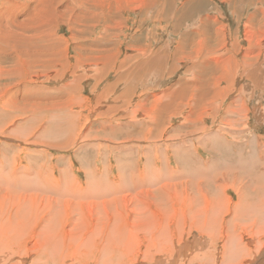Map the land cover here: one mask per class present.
Listing matches in <instances>:
<instances>
[{"label": "rangeland", "instance_id": "1", "mask_svg": "<svg viewBox=\"0 0 264 264\" xmlns=\"http://www.w3.org/2000/svg\"><path fill=\"white\" fill-rule=\"evenodd\" d=\"M106 1L0 60V261L264 264V0Z\"/></svg>", "mask_w": 264, "mask_h": 264}, {"label": "bare ground", "instance_id": "2", "mask_svg": "<svg viewBox=\"0 0 264 264\" xmlns=\"http://www.w3.org/2000/svg\"><path fill=\"white\" fill-rule=\"evenodd\" d=\"M13 1V0H12ZM95 1L98 2V4L94 3ZM106 0H25V4H20V5H17L15 4L14 2L12 3L11 0H3V8L0 9V55L5 57V58H0V60H9L11 61V58L13 56H17V51H21L23 50L22 48H24L25 50V46H28L31 44V41L32 39L30 40V38H32V36H35L36 33H39V35L37 37H35V39H39V41L42 43L41 46H47V43H50L51 42V39L46 42L47 38H48V34H46L47 32H49L52 27L56 26L59 22L61 21H65L67 19V17H69L70 15L72 16L73 18V22L74 24H83V22H88L90 21V18L96 16L97 18L98 17H101V16H105V13L103 11H100V10H97L94 12L95 9H91V6H90V2H92V4L94 6H96L97 8L99 6H107L108 8L111 6V3L109 4H104ZM110 1V0H107L106 3ZM187 4L186 6L182 7L181 9H179V13H178V16H180L181 20H186V19H189L190 16H193L195 15L199 8L202 7V3L205 2L204 0H199V5L196 4V2H193L191 3V1H195V0H187ZM169 2V0H165V3L167 4ZM224 2H230V0H224ZM24 3V2H23ZM30 4L31 6H29V9H28V5L27 4ZM204 5V4H203ZM207 5V3L205 4ZM28 9V12L25 13V14H20L19 15V10H23V9ZM90 9L93 11V14H90ZM258 11L259 10H256V12L250 17V22H255V21H258L256 20L258 18ZM81 14H85V15H81ZM21 16V20H18V17ZM191 19V18H190ZM72 24V22H70ZM203 23V21H202ZM20 28V31L17 33H15L14 31L16 30V28ZM74 26V25H73ZM76 26V25H75ZM199 26V25H198ZM201 26V25H200ZM257 26V24H256ZM78 27V25H77ZM82 27V25L80 26ZM191 27V26H190ZM211 27V29H210ZM188 28V27H187ZM192 28V27H191ZM190 28V29H191ZM197 28V27H196ZM194 29V28H193ZM76 30V29H75ZM188 30V29H186ZM250 30V29H249ZM79 31H80V28H79ZM28 32H33L32 35H28ZM78 32V31H77ZM184 32V31H183ZM188 32V31H187ZM192 32V31H191ZM196 32V31H195ZM194 32V33H195ZM186 33V32H185ZM185 33H182V34H185ZM190 33V32H189ZM197 34L204 36V40H200V41H197L196 44L197 45H201L203 46V44H205L206 46H211V45H214L215 42L213 43V41H215L214 39V36H213V33H212V23H211V20L210 18H205L204 19V26L202 29H199L197 32ZM247 33V32H246ZM45 34V35H44ZM187 34V33H186ZM44 35V36H43ZM76 36V35H75ZM79 36V35H78ZM183 36V35H182ZM75 38V37H73ZM184 38V37H183ZM34 39V40H35ZM191 39V37L189 35H187L183 41L187 42ZM33 40V41H34ZM32 41V42H33ZM195 42V40H194ZM53 43V42H52ZM50 43V44H52ZM34 45H36V42L35 43H32ZM57 44V43H56ZM55 44V45H56ZM54 45V43H53ZM37 46V45H36ZM49 46V45H48ZM38 47V46H37ZM50 48V47H49ZM48 48V49H49ZM54 48V47H53ZM26 49H29L28 47ZM36 49V48H35ZM41 49V48H40ZM30 50V49H29ZM28 50V51H29ZM26 51V50H25ZM32 51V50H31ZM42 52V51H41ZM22 53V52H20ZM32 53V52H31ZM23 54V53H22ZM27 54V53H26ZM25 54V55H26ZM209 54V53H208ZM57 55V54H56ZM15 58V57H14ZM60 58V57H59ZM39 59V58H38ZM30 60V59H29ZM196 60V59H195ZM200 60V59H199ZM176 61V60H175ZM57 63V62H55ZM146 67V66H145ZM246 67V66H245ZM156 69V68H155ZM196 69V68H195ZM194 69V70H195ZM157 70V69H156ZM200 71V70H199ZM205 71V70H204ZM148 72V71H147ZM150 72V71H149ZM148 72V73H149ZM151 72L152 69H151ZM150 72V73H151ZM201 73V72H200ZM203 73V72H202ZM24 78V77H23ZM76 79V78H75ZM221 80V79H220ZM183 81V80H182ZM68 85V84H67ZM65 87L62 86V87H65V88H62L63 91H67L70 86H67ZM188 85V84H187ZM186 84H181L182 86V91L186 92V89L187 91L190 89L187 86ZM190 86H191V83H190ZM74 87V86H73ZM72 87V88H73ZM71 88V89H72ZM76 89V88H75ZM205 88H202L200 89L199 91H203ZM73 90V89H72ZM72 90H68V91H72ZM179 89H177V92L179 93V96L182 93V91ZM76 92V90H74ZM176 91V90H175ZM175 91H173L175 93ZM68 93V92H67ZM223 93V92H222ZM221 93V94H222ZM69 94V93H68ZM176 94V93H175ZM178 96V98H179ZM224 96V95H222ZM175 97V96H174ZM174 98H172L173 100ZM216 99V98H215ZM10 100V99H9ZM171 100V101H172ZM209 101H211L209 99ZM175 102V101H174ZM208 102V100H207ZM46 103H50V102H46ZM59 103V102H58ZM173 103V102H171ZM56 104V103H55ZM116 104V103H115ZM175 104V103H174ZM173 104V105H174ZM66 105V104H65ZM14 106V105H13ZM69 106L66 105V107ZM114 106V105H113ZM139 107V106H138ZM161 107V106H160ZM62 109V108H61ZM140 109V108H139ZM172 109V104L170 105V103L168 105H165V107L161 110H159L158 112V116H156V119L154 120V124H159L161 122V116L164 114V112H167L169 110ZM60 110V109H59ZM261 110V109H260ZM231 111V109H230ZM141 112V111H140ZM136 114V113H135ZM253 114V113H252ZM47 115V114H45ZM164 116V115H163ZM152 119H154L153 117H151ZM149 117V119H151ZM151 119V120H152ZM164 119V118H163ZM150 120V122H152ZM164 122V121H162ZM30 123V122H29ZM122 127V126H120ZM135 127V126H134ZM24 136V135H23ZM38 137V136H37ZM41 139V138H39ZM181 150H178L177 153L179 154ZM191 151V150H190ZM9 159V158H8ZM188 167V166H187ZM244 179V178H243ZM28 180V179H27ZM141 183V182H140ZM125 184V183H124ZM137 184V183H136ZM139 184V183H138ZM123 185V184H122ZM143 185V184H142ZM144 186V185H143ZM107 187V186H105ZM126 187V186H125ZM141 187V186H140ZM81 188V187H80ZM117 188V187H116ZM138 188V187H137ZM144 188V187H143ZM139 189V188H138ZM120 190V189H119ZM8 191V190H6ZM124 191V190H122ZM83 192V191H81ZM14 193V192H13ZM11 193V194H13ZM1 195V194H0ZM4 196V195H3ZM58 198V196L56 197ZM60 198V197H59ZM58 198V199H59ZM104 199V198H103ZM207 199V197H206ZM66 200V199H64ZM63 200V201H64ZM205 200V199H204ZM15 201H17L15 199ZM44 201V200H43ZM68 201V200H66ZM208 201V200H206ZM25 202V201H24ZM1 203V202H0ZM56 203V202H55ZM26 204V203H25ZM7 205V204H6ZM6 205H3L5 207H3L2 209V212L1 213V216H0V222H6L7 220V212H5V210H8V211H12V209H15L13 210L12 212H10L9 214V218L11 220L15 219L16 218V221L14 223H10V222H6V227H3L2 229V232H4L7 236H12V235H15V231H16V226L21 222L22 219H24L23 217V214H22V210H21V207H22V203L20 204V206L16 207V205L11 208L6 206ZM50 206V205H49ZM1 207V206H0ZM40 208V207H39ZM52 209V208H51ZM55 209V208H54ZM54 209L52 210V212H54ZM57 209V207H56ZM50 210V209H49ZM50 212V211H49ZM57 212V211H55ZM27 213V212H26ZM51 213V212H50ZM54 214V213H53ZM57 214V213H56ZM17 216V217H16ZM56 216V215H55ZM54 216V217H55ZM51 219V218H50ZM53 219V218H52ZM51 219V220H52ZM9 220V219H8ZM54 220V219H53ZM52 223V222H50ZM53 224V223H52ZM50 225V224H49ZM52 227V226H51ZM51 229V228H50ZM52 230V229H51ZM17 236V234H16ZM13 237V236H12ZM201 237V236H200ZM14 238V237H13ZM56 238V237H55ZM205 238V237H204ZM18 239V238H17ZM9 240V239H8ZM55 240V239H54ZM38 241V240H37ZM36 241V242H37ZM5 243V242H4ZM7 243V242H6ZM9 243V242H8ZM235 244V243H234ZM54 244L51 243L50 246L48 248H44L42 251H41V254L42 257H44L45 255H47L50 251V248L51 246H53ZM8 246V245H7ZM226 246V245H224ZM55 247H56V243H55ZM12 247L8 246V247H5L3 253V258L1 259L2 263H9L10 260L8 258V256L10 255L11 251H12ZM240 250V249H238ZM237 250V251H238ZM240 252V251H239ZM2 253V252H1ZM0 253V254H1ZM230 253V252H229ZM216 256V255H215ZM38 257V256H37ZM223 257V255H222ZM230 257V256H229ZM235 257L234 255L232 256V258ZM53 258V257H52ZM228 258V257H227ZM226 259V258H224ZM37 260V259H36ZM230 260V258H229ZM232 260V259H231ZM0 261V262H1ZM39 262V261H38ZM53 262V261H52ZM33 263V262H32ZM221 263V262H220ZM230 263V262H229ZM40 264H55V263H51V261L49 259H47L46 261H41ZM60 264V263H58ZM223 264V263H222Z\"/></svg>", "mask_w": 264, "mask_h": 264}]
</instances>
